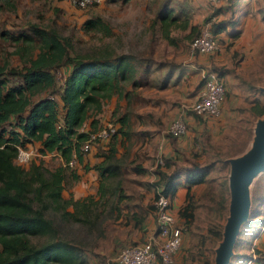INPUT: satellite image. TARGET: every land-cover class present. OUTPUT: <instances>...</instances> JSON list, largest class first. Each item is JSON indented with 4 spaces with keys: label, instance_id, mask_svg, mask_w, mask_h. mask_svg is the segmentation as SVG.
Returning <instances> with one entry per match:
<instances>
[{
    "label": "trees",
    "instance_id": "1",
    "mask_svg": "<svg viewBox=\"0 0 264 264\" xmlns=\"http://www.w3.org/2000/svg\"><path fill=\"white\" fill-rule=\"evenodd\" d=\"M93 4L97 3L89 5ZM4 5L13 7L14 2L0 0V6ZM158 5L154 20L159 19V33L168 42H174L169 34L174 27L187 28L189 40L197 35L200 24L190 22L192 7L187 0H164ZM51 7L54 13L59 10L56 5ZM219 8H213L212 13H217ZM204 19L210 20L212 35L230 22L229 18L211 20L206 16ZM81 29L84 33H110L98 14L85 17ZM0 36L12 42L18 58L8 66L7 62H0V264H87L91 254L100 264L99 252L89 250L107 236L109 220L140 229L146 213L154 214V204L152 200L139 211L137 200L123 185V166L128 165L132 172H150L141 162L124 163L127 151L117 154L118 139L128 135L127 113L116 116L118 123L113 120L116 125L109 120L114 130L106 137L109 139L106 149L96 151L99 159L83 163L84 152L79 150V145L88 130L105 122L96 125L97 116L86 121L88 113H98L102 101L113 94L128 97L131 88L144 83L141 78L163 87L174 83L183 69L168 61L163 70H153L151 53L146 50L132 57L130 53L118 52L106 45L76 47L72 33L65 34L51 23L30 21L25 28L0 29ZM59 68L62 71L57 78ZM125 83L129 87H125ZM247 109L255 116L261 115L264 101L255 96ZM35 141L41 154L56 151L60 161L54 165L31 160L26 165L16 163V146ZM72 156L75 161L68 164ZM162 160L152 171L154 180L147 183V187L151 188L153 199L158 192L166 196L170 207L179 184L176 178L180 174L184 176L185 198L176 216L182 218L181 229L186 232L198 205L189 191L190 186L203 183L205 190L209 189L211 178L206 174L214 161L206 164L183 158L177 162L169 156H162ZM224 166L222 164V168ZM86 169L96 174L95 191L75 197L71 187ZM67 174L69 187L62 195ZM223 174L219 182L213 179V186L219 184L220 189V184L222 188L225 186L227 173ZM258 196L259 193H254L251 198ZM213 225L211 222L206 226L205 234L220 236V226ZM61 228L72 230L73 238L60 233ZM240 245L241 240L234 243L233 249ZM184 249L187 254V246ZM201 252L196 257L201 259L199 264H210L212 254L202 259L205 253ZM252 252L244 254L234 249L233 255L248 257ZM186 257L197 260L191 256V251Z\"/></svg>",
    "mask_w": 264,
    "mask_h": 264
},
{
    "label": "rangeland",
    "instance_id": "2",
    "mask_svg": "<svg viewBox=\"0 0 264 264\" xmlns=\"http://www.w3.org/2000/svg\"><path fill=\"white\" fill-rule=\"evenodd\" d=\"M12 1L14 2L13 7H9L8 5L0 6V29L25 28L27 22L30 21L40 24L51 23L65 34L72 33L73 44L76 47L98 48L106 45L115 51L130 53L132 57H137L146 50L151 53L153 65H155L153 70H163L165 68L164 65L168 61L182 67L183 73L174 83L168 84L164 88L149 84L148 80L145 82L141 78V81L144 83L131 88L128 97L111 95L102 101L101 109L98 113L93 115L91 111L88 113V120L86 121L91 120V117L97 116L99 120L96 125H100L106 120H110L111 122L113 120L117 121V115L123 112L127 113L129 121L128 135L121 136L118 139L117 154L122 155L127 151L126 157L123 159L124 163L127 164L129 160L141 162L151 172L156 168V164H158L157 158H162V155L159 153L165 147H170L177 152V156L179 155L177 158L178 162H181L182 158L206 164L214 161L213 166H211L212 168L206 174L208 178H211L209 189L205 190L206 187L202 183L203 188L200 189L199 195L194 198L195 203L198 205L194 209L193 222L189 225V229L186 232L181 229L182 242L186 243L185 247L187 246L188 248L186 255H188V251H191V256L196 258L197 253L202 251L205 253L202 255V259L211 254L213 259L214 248L221 234L220 236H214L211 233H207L206 235L205 228L212 222L214 223V227L220 226L221 230L227 214L228 201L227 177L223 188L220 184L221 189L218 188L219 184L213 186V179L219 182L220 178L224 175L223 173L226 172L228 174V158L239 156L249 148L255 120L262 114L255 116L247 109V104H241L236 106L235 110L231 112H221V114L217 115L206 114L212 117L208 119L211 121H207L201 115H198L199 117L196 118L193 117L195 126L191 125L190 127L189 123H185L184 121L185 129L187 130L190 127L191 130V135L187 134L186 136L190 141L189 148H184L180 143L179 145L183 149L179 150V145L175 138H173L174 135L167 131V126L173 117L177 115L182 117L179 112L180 108H186L194 112L191 109V104L197 95L195 87L199 83H195L193 88V84L197 79L187 73L188 71L185 68L193 56L189 55L188 51L190 40L186 36L188 34L187 28L174 27L169 31V34L174 37V42H168L159 33V25L157 23L159 19L154 20V16L159 7L158 4H161L164 0H104L87 7H77L65 0ZM52 5H56L59 9L57 13H54L53 8L55 6L51 7ZM94 14H98L108 25L110 29L109 34L102 35L100 32H83L81 29L83 19ZM204 20L206 19H202L198 23L200 24ZM259 53V55L254 54V68L246 69L244 73L250 77L248 78L252 84L248 85L251 89V94H249L250 100L257 95L261 101H264V92L260 90V88L264 87V69L263 71L261 69V66L264 64V47ZM252 55L250 54L249 58H252ZM16 59L18 58L13 52L12 42L0 36V62H7L8 66L11 63H15ZM61 71L62 68L56 71L57 78L60 77ZM125 87H129V85L125 83ZM198 122H200V126H196ZM106 140L107 138L93 141L89 149L82 154L83 163L90 164L99 159L95 153L100 149H106L109 139ZM25 144H30L33 149H37L38 147L37 141ZM37 152L38 155H33L31 161L43 162L45 165H54L60 161L59 157L55 154L42 156L38 150ZM222 164L226 166L222 168ZM86 172L87 175L88 172L91 175L94 174L92 169H86ZM96 179L92 176L90 183L85 187L90 192L95 191ZM153 180L154 176H151L149 172H132L128 170V165L123 166V185L125 190L137 200L135 202L139 206V211L145 207V204L151 203L153 200L152 190L150 187H147V183ZM68 187L69 174L66 175L64 180V192H62V195L66 194ZM246 187L249 193V202L250 200L252 201L250 197L254 193H264V168L259 170L250 179ZM223 205H225L226 211H224ZM169 208L174 214L176 223L182 227L183 223L178 220L174 212L175 210L171 206ZM150 217L153 220V212L150 213L149 219ZM110 221L108 223L109 231L107 236L100 240L97 246L89 250L90 252L93 251L91 253L99 252L100 264H117L115 256L119 247L142 240L140 237L142 231L139 228L133 227L131 224H117ZM152 224H154V221ZM261 229L262 227L259 225L255 234L259 233ZM60 230V233L67 234L73 238V235H71L72 230L64 228ZM184 235L186 238L183 237ZM242 251L249 252L247 249H243ZM259 254L263 256L264 250L260 249ZM93 259L95 260L91 254L87 264H98ZM194 262V264H199L201 263V259L200 261L197 259ZM185 264H193V262L188 261Z\"/></svg>",
    "mask_w": 264,
    "mask_h": 264
},
{
    "label": "crops",
    "instance_id": "3",
    "mask_svg": "<svg viewBox=\"0 0 264 264\" xmlns=\"http://www.w3.org/2000/svg\"><path fill=\"white\" fill-rule=\"evenodd\" d=\"M187 1L192 7L190 17V22L192 23H198L206 16L211 20H222L227 19L228 17L230 19V22L227 23L224 28H221L213 34L217 41V45L214 49L193 54L189 52V55L193 56L190 59V63L185 66V68L188 71L187 73L197 79L193 84V88L195 83L198 82L199 85L195 87V90L198 92L201 88L200 81L202 74H205L207 71H213L220 77V80L224 85V94L220 101L219 114H221V112H231L235 110L236 106L241 104L248 105L250 103L249 94H251L249 86L252 84L249 81L250 77L245 75L244 70L254 68V54L259 55V51L264 47V0H216L214 5H210L207 0ZM224 5H226V7ZM210 6H212L211 9ZM213 6L220 7L215 14L212 13L213 8H215ZM250 54H253L252 58H249ZM261 69L263 71L264 64L261 66ZM161 88H164V86ZM186 110V108H180L179 112L185 123H189L190 127L191 125L195 126L193 117L196 118L201 115L202 117H205L207 121H211L208 120L209 118H212L211 116ZM196 126H200V122L196 123ZM190 127L187 130L185 129V132L173 136L177 141V144L179 145L181 143L184 148H189L190 145V141L188 137H186L187 134L191 135ZM178 149L182 150L183 148L179 145ZM159 154L162 156H169L176 160L179 157V155L177 156V152L170 147H165ZM143 165L145 164L143 163ZM86 173L72 185L71 192L73 196L79 197L85 194L86 191L90 192L85 187L90 183L92 176L96 178V174L91 175V173L88 172L87 175ZM149 174L154 176L151 171ZM176 180L179 184L170 201V206L175 210V213L179 205L183 203L186 191L184 176L180 174ZM202 187V183L192 184L189 191L192 192L194 197H197ZM149 216L150 213H148L141 222L140 230L142 231V235L140 237L142 239H146L155 234V225L152 224L154 218L152 220L150 217V220ZM177 218L179 221H182V218L178 216ZM263 221L264 193H259L257 198L252 199V201L250 200L249 214L247 219L240 225L239 232L235 239V242L241 240V245L234 248L236 251L244 254L249 252L242 251L243 249L253 252L248 257H244V254L242 256H236L232 253L228 264H238V262H240V264H264V255L260 256L259 254L260 249L264 250V226H261L263 225ZM259 225L262 229L259 233H256V235L255 232ZM185 235L183 236L184 238H186ZM185 244L186 243L181 241L179 248L174 252L171 264H185L188 261L193 262V264L195 263L194 261L196 260L191 261L186 257V252L184 251ZM250 247H252V249Z\"/></svg>",
    "mask_w": 264,
    "mask_h": 264
},
{
    "label": "built area",
    "instance_id": "4",
    "mask_svg": "<svg viewBox=\"0 0 264 264\" xmlns=\"http://www.w3.org/2000/svg\"><path fill=\"white\" fill-rule=\"evenodd\" d=\"M69 4L77 7H85L102 0H65ZM210 5H214L216 0H207ZM217 41L210 30V20H204L199 25L197 35L192 37L188 44V51L193 53L205 52L216 47ZM201 88L197 92L195 100L191 104V109L196 113L217 115L220 112V101L224 94V85L220 77L213 71L202 74ZM167 131L172 135L181 134L185 129V123L180 115L173 117L167 126ZM114 130V124L105 121L100 127L88 130L86 138L79 145V150L85 152L89 149L93 141L103 140ZM22 153L38 155L37 149H33L30 144L17 145L14 155L16 163H24L25 156ZM58 155L56 151H47L42 154ZM60 158V157H59ZM74 156L68 159L67 163L72 164ZM157 162H163L161 157ZM155 216V234L138 242L122 245L117 250L115 260L117 264H171L174 252L179 248L181 242V227L176 223L173 212L169 209L168 198L161 193H157L153 199ZM264 226V221L263 225Z\"/></svg>",
    "mask_w": 264,
    "mask_h": 264
},
{
    "label": "water",
    "instance_id": "5",
    "mask_svg": "<svg viewBox=\"0 0 264 264\" xmlns=\"http://www.w3.org/2000/svg\"><path fill=\"white\" fill-rule=\"evenodd\" d=\"M261 90L264 92V87ZM228 162L227 214L210 264H228L239 227L249 214L250 202L246 185L264 168V112L255 120L249 148L239 156L228 158Z\"/></svg>",
    "mask_w": 264,
    "mask_h": 264
},
{
    "label": "clouds",
    "instance_id": "6",
    "mask_svg": "<svg viewBox=\"0 0 264 264\" xmlns=\"http://www.w3.org/2000/svg\"><path fill=\"white\" fill-rule=\"evenodd\" d=\"M22 155L25 156L24 163L30 162V160H31V155L30 154H28V153H22Z\"/></svg>",
    "mask_w": 264,
    "mask_h": 264
}]
</instances>
